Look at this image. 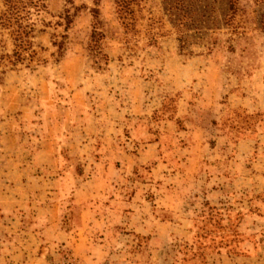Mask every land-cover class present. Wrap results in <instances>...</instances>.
<instances>
[{
  "label": "rangeland",
  "instance_id": "obj_1",
  "mask_svg": "<svg viewBox=\"0 0 264 264\" xmlns=\"http://www.w3.org/2000/svg\"><path fill=\"white\" fill-rule=\"evenodd\" d=\"M29 1L40 61L11 66L0 25V264H264V0H207L155 45L144 0L132 49L114 0Z\"/></svg>",
  "mask_w": 264,
  "mask_h": 264
},
{
  "label": "trees",
  "instance_id": "obj_2",
  "mask_svg": "<svg viewBox=\"0 0 264 264\" xmlns=\"http://www.w3.org/2000/svg\"><path fill=\"white\" fill-rule=\"evenodd\" d=\"M25 0H4L7 5L8 16L5 22L0 23L2 27H11L10 36H12L13 49L10 55H5L9 59L11 66H15L18 62L28 63L32 61H40L37 57V52L34 50V45L31 41L33 28L30 25H23L20 21L18 12L26 7L27 4L33 5L38 3H24ZM144 0H114L116 21L122 32V40L126 44V48L132 49L133 41L139 33L138 23L144 20L141 16ZM207 0H160L161 13L158 16H153L148 12L145 18L143 28L145 31L146 44L155 45L157 39L165 37L171 32H174L185 40L188 35L197 33L201 29L202 19L207 13ZM36 6V5H34ZM94 22L87 42L88 55L92 61V67L96 70H104L108 63V55L105 51L106 34L102 29V23L98 19L99 12L97 9H92ZM261 25L264 30V14L261 16ZM1 20V18H0ZM65 27L71 23L68 14L64 17ZM8 22V23H7ZM12 22V23H11ZM54 47H57L58 56L63 50L62 42H52Z\"/></svg>",
  "mask_w": 264,
  "mask_h": 264
},
{
  "label": "crops",
  "instance_id": "obj_3",
  "mask_svg": "<svg viewBox=\"0 0 264 264\" xmlns=\"http://www.w3.org/2000/svg\"><path fill=\"white\" fill-rule=\"evenodd\" d=\"M74 202H77V201H74Z\"/></svg>",
  "mask_w": 264,
  "mask_h": 264
}]
</instances>
